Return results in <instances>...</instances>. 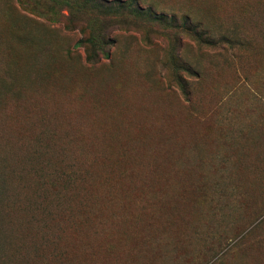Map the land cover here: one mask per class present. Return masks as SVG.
<instances>
[{
  "label": "rangeland",
  "instance_id": "374dc122",
  "mask_svg": "<svg viewBox=\"0 0 264 264\" xmlns=\"http://www.w3.org/2000/svg\"><path fill=\"white\" fill-rule=\"evenodd\" d=\"M136 1L0 0V264H264V0Z\"/></svg>",
  "mask_w": 264,
  "mask_h": 264
},
{
  "label": "trees",
  "instance_id": "16d2710c",
  "mask_svg": "<svg viewBox=\"0 0 264 264\" xmlns=\"http://www.w3.org/2000/svg\"><path fill=\"white\" fill-rule=\"evenodd\" d=\"M86 6L90 7V9H93L95 11H98V13L101 16H104L106 19H120L124 20V23H136V21H140L143 19H146L148 21L157 22V20L161 21V18L157 16L150 8L146 10H142L139 8L136 0H129L126 3H117L116 6H106L102 3V0H81ZM110 17V18H109ZM115 23V21H113ZM117 22V20H116ZM188 23H184V26L182 28H185ZM104 28L101 29L99 37L100 41H102V44L104 45L103 39L105 38V32ZM85 44L87 45V60L90 63H97L99 61V58L97 57V51L100 52L103 56H107L105 54V50H96L94 42L90 40L86 41ZM85 45V46H86Z\"/></svg>",
  "mask_w": 264,
  "mask_h": 264
},
{
  "label": "bare ground",
  "instance_id": "6f19581e",
  "mask_svg": "<svg viewBox=\"0 0 264 264\" xmlns=\"http://www.w3.org/2000/svg\"><path fill=\"white\" fill-rule=\"evenodd\" d=\"M19 97V96H18Z\"/></svg>",
  "mask_w": 264,
  "mask_h": 264
}]
</instances>
